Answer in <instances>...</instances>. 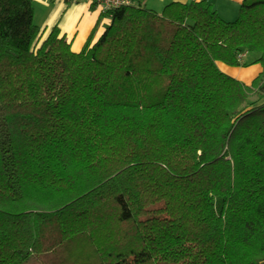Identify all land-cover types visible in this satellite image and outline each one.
I'll list each match as a JSON object with an SVG mask.
<instances>
[{
  "label": "trees",
  "instance_id": "trees-1",
  "mask_svg": "<svg viewBox=\"0 0 264 264\" xmlns=\"http://www.w3.org/2000/svg\"><path fill=\"white\" fill-rule=\"evenodd\" d=\"M103 15L76 52L0 0V264H262L264 0Z\"/></svg>",
  "mask_w": 264,
  "mask_h": 264
},
{
  "label": "crops",
  "instance_id": "crops-1",
  "mask_svg": "<svg viewBox=\"0 0 264 264\" xmlns=\"http://www.w3.org/2000/svg\"><path fill=\"white\" fill-rule=\"evenodd\" d=\"M171 1L188 2L189 0H155L150 5L154 8L153 10L160 12L164 5ZM207 1L211 3L222 18L228 19L238 13L241 2V0ZM139 2L144 4L148 3V0H134V4ZM33 6L34 22L41 30H44V35L56 25L65 35L66 40L70 42L72 50L76 52L81 50L90 35L92 42H95L110 22V18L103 15V12L107 11H102L99 6L90 3L88 0H33ZM252 57L246 54L242 59ZM217 66L222 72L245 84H250L252 79L262 71L260 63L247 66H229L217 62Z\"/></svg>",
  "mask_w": 264,
  "mask_h": 264
},
{
  "label": "built area",
  "instance_id": "built-area-1",
  "mask_svg": "<svg viewBox=\"0 0 264 264\" xmlns=\"http://www.w3.org/2000/svg\"><path fill=\"white\" fill-rule=\"evenodd\" d=\"M69 1H79V0H69ZM90 3L97 5L102 11H109L123 5L134 4V0H88ZM241 57L244 54L240 55Z\"/></svg>",
  "mask_w": 264,
  "mask_h": 264
},
{
  "label": "rangeland",
  "instance_id": "rangeland-1",
  "mask_svg": "<svg viewBox=\"0 0 264 264\" xmlns=\"http://www.w3.org/2000/svg\"><path fill=\"white\" fill-rule=\"evenodd\" d=\"M155 0H148V3H144L147 7H149V8H152L151 7V5L150 4H152V2H154ZM145 2V1H144ZM152 9H154V8H152ZM237 17V14L235 15V16H233V17H231V18H225V17H223L225 20H234L235 18Z\"/></svg>",
  "mask_w": 264,
  "mask_h": 264
}]
</instances>
